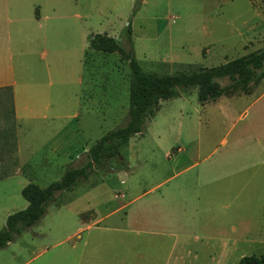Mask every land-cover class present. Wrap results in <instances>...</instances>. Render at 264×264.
<instances>
[{"label": "rangeland", "instance_id": "1", "mask_svg": "<svg viewBox=\"0 0 264 264\" xmlns=\"http://www.w3.org/2000/svg\"><path fill=\"white\" fill-rule=\"evenodd\" d=\"M48 1L37 9L50 23L60 14V35L52 38L76 63L91 36L121 39L129 25L134 55L147 73L217 67L264 48V0ZM90 54L93 81L86 82L80 108L76 85L66 90L67 158L60 168L39 165L52 154L43 143L53 126L33 123L36 140L29 158L39 165L35 183L44 188L85 163L87 150L128 121L129 63L119 53ZM77 155L85 157L81 163ZM11 196L0 204V231L8 215L28 207L16 189ZM59 196L36 225L0 250V264H238L245 256H260L264 81L250 94L224 95L205 105L197 90L162 101L120 158ZM123 205L128 208L120 209ZM150 229L167 233H144ZM229 246L235 249L231 260L222 256Z\"/></svg>", "mask_w": 264, "mask_h": 264}, {"label": "crops", "instance_id": "2", "mask_svg": "<svg viewBox=\"0 0 264 264\" xmlns=\"http://www.w3.org/2000/svg\"><path fill=\"white\" fill-rule=\"evenodd\" d=\"M43 1L0 0V89H11L15 110L14 128H8L7 121L11 120L10 117L5 122L2 121L3 124L0 123V175L8 174L0 178V204L3 206L11 201L13 189L22 195L27 185L36 184L35 170L39 171V165L42 169L54 170L65 164L61 163V159L65 161L67 158L65 137L69 128L63 122L67 118V87L76 85L80 97L77 107L80 108L82 98L88 90L86 82L93 81V73L88 77L92 51L88 48L76 63L67 56L64 45L62 50L59 41L55 46L54 41L57 38H52V33L57 32V36L60 35L61 17L60 14H55L53 17L58 21L50 23V16L37 9L38 6L41 8L40 3ZM63 31L65 32V29ZM63 41L66 42V36ZM79 118L78 111L72 115L74 121ZM35 121H39L37 125L44 127L53 126L50 130L51 136L44 139L43 143L44 150L52 154H46L38 166L29 158L31 143L36 140L37 125L33 124ZM23 123L30 126H25L24 129ZM80 131L79 128L78 132ZM77 156H80V163L85 158ZM125 208H128V205L120 207ZM84 220L82 218V224L85 223ZM148 223L147 219L142 220V228H147ZM81 232L82 230L76 233L78 237ZM144 233L164 235L167 230L163 232L150 229ZM234 252L235 249L229 246L222 252V256H230L231 260Z\"/></svg>", "mask_w": 264, "mask_h": 264}, {"label": "trees", "instance_id": "3", "mask_svg": "<svg viewBox=\"0 0 264 264\" xmlns=\"http://www.w3.org/2000/svg\"><path fill=\"white\" fill-rule=\"evenodd\" d=\"M89 50L103 54L119 53L129 63L131 82L128 121L97 141L87 153L86 162L69 168L60 181L46 188L30 183L23 189L22 196L28 202V207L7 218L0 231V250L36 225L59 195L72 191L81 182L87 181L95 168L106 166L120 158L122 149L133 137L141 134L146 123L156 116L162 101L197 90L200 103L205 105L216 102L224 95L250 94L253 86L264 81V48L217 67H201L174 74L147 73L142 69L134 55L133 30L130 25L124 30L121 39L108 34L91 36ZM226 79L230 83L223 87L220 81ZM10 90L0 89V123L3 124L2 121L5 122L10 117L11 120L7 121L8 128H14L15 110ZM6 175L8 174L0 175V178ZM238 264H264V253L260 256H245Z\"/></svg>", "mask_w": 264, "mask_h": 264}]
</instances>
